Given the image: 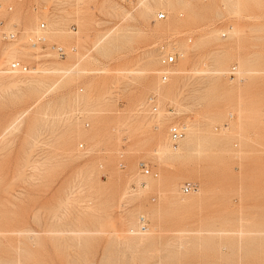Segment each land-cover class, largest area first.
Here are the masks:
<instances>
[{
	"label": "rangeland",
	"instance_id": "374dc122",
	"mask_svg": "<svg viewBox=\"0 0 264 264\" xmlns=\"http://www.w3.org/2000/svg\"><path fill=\"white\" fill-rule=\"evenodd\" d=\"M0 19L25 40L0 38V264H264V0H0Z\"/></svg>",
	"mask_w": 264,
	"mask_h": 264
},
{
	"label": "bare ground",
	"instance_id": "6f19581e",
	"mask_svg": "<svg viewBox=\"0 0 264 264\" xmlns=\"http://www.w3.org/2000/svg\"><path fill=\"white\" fill-rule=\"evenodd\" d=\"M20 1V0H19ZM156 1H159V2H162L163 0H156ZM245 7H249V4H245L244 5ZM147 8V7H146ZM145 8V9H146ZM11 9V8H10ZM150 10V9H149ZM149 10H147L146 9V11H148V12H150ZM159 11H163V12H165V14H166V16H165V18L164 19H166V17H167V12H166V10H164V9H159L157 12H156V14H155V17H156V19H158L157 18V13L159 12ZM118 12V11H117ZM148 14V13H147ZM47 19V18H46ZM164 19H158V20H164ZM1 20V19H0ZM1 21H3V20H1ZM41 24H44V27L43 28H41L40 26H41ZM160 28H162V27H160ZM166 28H168V26L166 27ZM0 30H4V31H13V32H16L17 33V36L14 38V39H3V37H2V35H1V33H0V38L2 39V40H4V41H11V43L10 44H12V43H15V44H20V43H22V41H25V40H20V39H17L18 38V30H16V28H14L13 26H11V27H5V25H4V21H3V24H2V26L0 27ZM161 30V29H160ZM163 30V29H162ZM1 32V31H0ZM47 34H48V29L46 30V26H45V23L44 22H41L40 24H38V26H37V29L36 30H31L30 32H28L26 35H25V39H26V41L28 42V44L30 45V47H37V46H42L43 47V45L45 44V42L47 41ZM40 38H43L44 40L43 41H41V40H39ZM16 39H17V41H16ZM105 40V39H104ZM14 41V42H13ZM53 45H55V44H53ZM53 45L51 46V48H52V50H54L55 52H56V49L55 48H53ZM56 46H59V45H56ZM61 47H63V46H61ZM64 48V47H63ZM65 49V48H64ZM66 50V49H65ZM57 54V53H56ZM169 55H174L175 57H176V59H175V62L174 63H172V64H166V63H164V61H165V59L169 56ZM151 56H153V55H151ZM150 56V57H151ZM161 57V65H162V69L160 70V72H159V79H160V83L161 84H164V83H166L168 80H169V77H170V75H171V67L176 63V61H177V58H181L182 56H183V54L179 51V50H176V49H174V48H171L170 50H169V52H167V51H165V52H162L161 53V55H160ZM152 58V57H151ZM7 61V60H6ZM15 61H19V60H16V59H13V60H9L7 63H6V65H7V70L5 71L4 70V72H7V73H21V74H23V73H28L30 70H29V68H28V65H26L25 63H22L21 61H19L20 63H22L23 65H26L27 66V70L26 71H22V70H11V64H12V62H15ZM202 66V65H201ZM199 70H200V68H199ZM198 70V71H199ZM231 70H234L233 71V74H235L236 73V69H235V67H233V68H231ZM231 70H230V73H231ZM52 71V70H51ZM66 71V70H65ZM131 71V70H130ZM218 72V71H217ZM168 74V78H167V80L166 81H163L162 80V75L163 74ZM201 73V72H200ZM129 74V73H128ZM16 83V82H15ZM118 83V82H117ZM19 86V85H18ZM108 95V94H107ZM151 98H152V100H151ZM178 103H180V102H178ZM146 104V106H148V108H147V110H150V112H151V114H153V115H151V118H149V119H153V120H155V122H153V124H155L156 123V120H157V117H158V115L161 113V109H160V106H159V104H158V102H157V94H152V95H150V97L148 98V100H147V102L145 103ZM144 106V104L142 105V106H140L139 108H138V110H141V111H143L145 108L143 107ZM183 106V105H182ZM141 111H139V112H141ZM194 117V116H193ZM174 125H176V126H179V127H181V129L183 130V135H182V137H180L177 141H172V139H171V136H170V128H171V126H174ZM197 127V126H196ZM187 128H188V126H187V123L185 122H183V123H181V122H172V123H170L169 124V126H168V140H169V146H170V149H172V150H177L178 149V147H179V143H180V141L184 138V136H185V134H186V131H187ZM194 131H191V132H189V134H188V138H187V140H186V144L187 145H189V144H191L192 143V141H193V138H194ZM166 139V138H165ZM166 142V141H165ZM162 144V146H164L165 145V143H164V145H163V143H161ZM166 146V145H165ZM218 146V145H217ZM159 147V146H158ZM167 147V146H166ZM161 148V147H160ZM160 148H158L159 149V151H160ZM157 149V148H156ZM162 149H164V147H162ZM162 151V150H161ZM160 151V152H161ZM159 152V153H160ZM163 152H164V150H163ZM186 154V153H185ZM154 184V183H153ZM183 187V186H182ZM182 192H183V190H182ZM184 193V192H183ZM113 222V221H112ZM140 227V229H141V231L142 232H145L147 229H148V224L146 225V228L145 229H142L141 228V225L139 226ZM124 232V231H123ZM141 232V233H142ZM133 233V232H132ZM146 233V232H145Z\"/></svg>",
	"mask_w": 264,
	"mask_h": 264
},
{
	"label": "built area",
	"instance_id": "2783aa9c",
	"mask_svg": "<svg viewBox=\"0 0 264 264\" xmlns=\"http://www.w3.org/2000/svg\"><path fill=\"white\" fill-rule=\"evenodd\" d=\"M166 16L165 12L163 11H159L157 13V18L158 19H164ZM3 24V21L0 20V27L2 26ZM41 28L44 27V24H41L40 26ZM1 32V35L3 37V39H14L16 36H17V33L16 32H13V31H4V30H0ZM39 40L43 41L44 39L43 38H40ZM53 48L56 49V53L57 55L60 57V58H64L66 56V50L61 47V46H56V45H53ZM175 59L176 57L174 55H169L164 63L166 64H172L175 62ZM11 70H22V71H26L27 70V66L26 65H23L22 63H20L19 61H15V62H12L11 64ZM233 71L234 70H231V73L230 74H233ZM168 78V74H163L162 75V80L163 81H166ZM152 100V98H151ZM183 135V130L181 129V127L179 126H171L170 128V136H171V139L172 141H177L180 137H182ZM138 169L144 173V174H148L150 169L148 167V165L144 162V161H139L138 164ZM196 188V183L194 182H186L184 183L183 187H182V190L184 193H188L192 190H194ZM140 225H141V228L142 229H145L146 228V225H147V220L145 219L144 216H141L140 217Z\"/></svg>",
	"mask_w": 264,
	"mask_h": 264
}]
</instances>
